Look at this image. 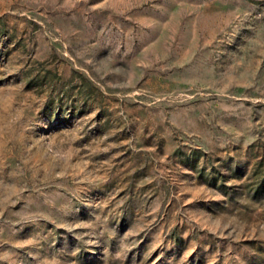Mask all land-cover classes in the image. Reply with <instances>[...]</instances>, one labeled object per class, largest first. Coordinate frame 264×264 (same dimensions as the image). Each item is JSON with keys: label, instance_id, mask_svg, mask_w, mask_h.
<instances>
[{"label": "rangeland", "instance_id": "374dc122", "mask_svg": "<svg viewBox=\"0 0 264 264\" xmlns=\"http://www.w3.org/2000/svg\"><path fill=\"white\" fill-rule=\"evenodd\" d=\"M263 156L264 0H0V264H264Z\"/></svg>", "mask_w": 264, "mask_h": 264}, {"label": "trees", "instance_id": "16d2710c", "mask_svg": "<svg viewBox=\"0 0 264 264\" xmlns=\"http://www.w3.org/2000/svg\"><path fill=\"white\" fill-rule=\"evenodd\" d=\"M187 155L191 156V159H189L190 164L194 167L196 172L201 175L204 172V169L196 165V159L199 152L192 149ZM248 177L251 178L250 181H247L246 183L249 187V195L254 199L260 198L264 194V156L256 159ZM217 178V175H212L209 179H206V182L221 189L228 198H230L235 192L234 185H227L221 174L219 175L220 181L217 182Z\"/></svg>", "mask_w": 264, "mask_h": 264}]
</instances>
